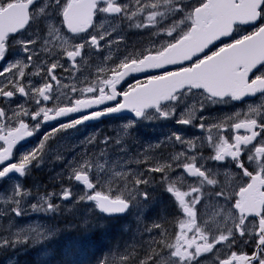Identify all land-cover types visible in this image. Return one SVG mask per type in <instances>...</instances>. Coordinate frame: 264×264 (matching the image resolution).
I'll list each match as a JSON object with an SVG mask.
<instances>
[{"label": "snow or ice", "instance_id": "snow-or-ice-1", "mask_svg": "<svg viewBox=\"0 0 264 264\" xmlns=\"http://www.w3.org/2000/svg\"><path fill=\"white\" fill-rule=\"evenodd\" d=\"M100 17L119 19L121 27L126 24L130 33L146 39L129 47L126 36L113 38L115 26L97 25ZM260 21H264V0L191 4L186 0H0V102L8 105L0 104V181L12 174L26 177L43 162L47 142L58 133L78 130L103 117L129 113L121 132L130 135L138 122L173 119L184 105L175 123L207 133L194 137L170 133L156 147L173 142L180 150L168 158L157 159L147 152L143 158L137 156L136 164L147 165L143 171L125 170L128 161L113 162L120 170L111 174L123 187L109 184L107 191L97 188L107 171L109 161H99L107 156L110 140L99 141L104 148L91 153L87 146L97 140L90 136L81 142L85 150L79 157L65 162L67 186L62 184L59 193L39 189L34 193L14 183L4 197L8 207L0 216H23V205L29 200L34 201L28 205L33 212L55 214L62 210L53 199L58 197L75 204L91 203L106 219L116 218L147 205L158 187L174 200L178 218L173 231L159 221L145 226L150 239L146 246L140 244L142 255L131 246L119 264H201L208 256L213 257L211 264H264V72L254 73L264 68V23L256 26ZM238 24L252 25L253 31L210 55L205 53ZM201 53L205 54L201 57ZM94 57L100 58L98 64H93ZM92 66L95 71L85 75L83 69ZM139 73L146 74L143 82L137 79L120 90L128 77ZM257 94L259 105L206 123L203 112L208 105L242 102ZM190 97L199 99L188 107ZM52 121L59 123L44 135L39 147L11 162L16 145ZM115 144L121 145L122 140L117 137ZM205 148L211 150L207 157ZM56 159L64 160L59 154ZM229 165L238 170L239 182L221 181L219 169ZM177 169L184 175L174 178ZM73 182L82 186L78 197L73 195ZM185 184L188 190L182 191ZM205 201L215 202L209 218L200 213ZM58 235L52 227L19 229L0 235V250L30 242L35 247ZM241 245L253 250L243 251ZM96 264L110 261L105 256Z\"/></svg>", "mask_w": 264, "mask_h": 264}, {"label": "flooded vegetation", "instance_id": "flooded-vegetation-1", "mask_svg": "<svg viewBox=\"0 0 264 264\" xmlns=\"http://www.w3.org/2000/svg\"><path fill=\"white\" fill-rule=\"evenodd\" d=\"M135 2V1H134ZM187 2L189 4L191 3H194L195 0H187ZM97 25L99 26L101 23H103L105 26H108L109 24H112L113 26L116 27V32L113 33V38H115L116 35H124L126 36V41L129 45V47H131L132 45L134 44H137L139 43L141 40L143 39H146V37H142L141 35L135 33V31L133 32H129L127 27H126V24L121 27L120 26V21L119 19H104V17H100L97 19L96 21ZM259 23H264V21H260L257 23V27L259 26ZM111 30V29H110ZM253 31V26L252 25H238L236 26V30L230 35L228 36L227 38H225V40H220L214 44H212L208 49H206L205 53L207 54H211L212 51H216L217 48L223 46L224 43H230L232 42V40L236 39V38H239L240 36L244 35V34H247L248 32H251ZM121 50H122V46H121ZM203 53L202 56L205 54ZM107 54V53H105ZM117 53L115 52V49H113V55L115 56ZM201 56V57H202ZM100 62V58L99 57H94L93 58V64H98ZM173 67L174 66H169V70H173ZM94 72L95 71V67L92 66V67H89V68H85L83 69V72L85 75L88 74V72ZM260 72H264V68H259V70H254V73L256 75H259ZM61 75H63V73L61 72L60 73ZM145 75H141V76H130L127 78V81L121 86L120 90H124L128 87V84H135L136 80L139 79L140 81H144L145 79ZM34 80L36 78H33ZM67 82V81H66ZM23 98H20L18 97L17 100H22ZM198 97H190L188 98L187 100V106L188 107H191L192 104L196 101H198ZM261 103V97H260V94H257L256 96H253V97H246L242 102H232V103H229L227 105H208L207 106V110L203 112V116L206 118V123L208 125H211L212 123H216L218 122L217 118H223V117H226V116H229L237 111H246L248 106L249 105H253V106H256V105H259ZM0 104H2L3 106L5 107H8L7 104H4L3 102H0ZM11 107H15V105H11ZM197 107H198V104H197ZM184 108V106H183ZM200 113H197V115H199ZM67 119V118H65ZM114 121V119H101L99 122H94L92 124H89L87 125L86 127L89 126V129H91L93 132H92V136H98L99 135V130H104L106 126H109L112 122ZM29 123L30 124H34V122H31L29 120ZM59 123V121H52L50 123H45L42 125V127L36 131L34 133V137L35 139L33 140H30L29 142H27L26 144H24L23 146H20L19 148H17L15 151H14V156L12 158V161L11 162H18L21 155H23L25 152H28L30 150H32L33 148L35 147H39V141L44 137V135L49 132L54 126H56L57 124ZM197 123H199V121H197ZM173 131H176V132H180L182 135H184L185 137H194V136H206V132L205 133H201L196 127L194 126H184V125H178L176 124L175 122L173 123ZM82 127V126H80ZM242 132V130H241ZM67 133H71V131L69 130V132ZM67 133H58L56 135V137L50 141H48V146L45 147V149L49 148V147H53V145L59 140L61 139L62 137H65L67 136L66 134ZM63 135V136H62ZM212 135L215 137L217 135L216 131L213 130L212 131ZM227 135L231 136V133H227ZM62 136V137H61ZM70 136H73L72 134ZM61 137V138H60ZM50 142V144H49ZM173 148L175 150V153L178 152L180 150V146L179 145H175L173 144ZM210 149L208 148H205L203 149V155L205 157H207L210 153ZM49 155V154H48ZM245 163H247V157L245 156ZM209 166L210 167H216L215 165H212L211 163H209ZM62 170L65 172V166L62 168ZM238 170H236L233 166L229 165L227 168H220L219 169V172H220V179L223 183L225 184H230L234 181H236V173H237ZM181 175H184L183 172H182V169H177V171L173 174L174 178L175 177H178V176H181ZM28 176V175H27ZM26 176V177H27ZM24 177V178H26ZM156 178L159 179V174H156ZM23 178H19L17 177L16 179H10V180H15L13 181V183H16V182H21ZM189 182L191 181L192 178H186ZM236 182H239V181H236ZM11 182V184H13ZM182 191H186L188 190V186L187 184H185L182 189ZM215 202L214 201H205V204L200 206V213L201 214H205V217L204 218H209L213 212L215 211ZM175 211H177V209H173L172 213H171V218H172V221H173V225L175 227V223H176V220L178 218V213H175ZM179 215H182L179 214ZM161 217L166 218V215L165 213H160L159 216H158V221L159 222H162L163 223V220H161ZM170 225L173 227L172 223H170ZM171 227V228H172ZM173 227V228H174ZM241 248L243 251H246V252H250L252 251L253 249L251 247H243L241 245ZM235 250V249H234ZM221 254H223V252H221ZM213 257L212 256H208L205 260H202L201 264H211V261H212Z\"/></svg>", "mask_w": 264, "mask_h": 264}, {"label": "rangeland", "instance_id": "rangeland-1", "mask_svg": "<svg viewBox=\"0 0 264 264\" xmlns=\"http://www.w3.org/2000/svg\"><path fill=\"white\" fill-rule=\"evenodd\" d=\"M132 1H135V0H132ZM186 2H187V0H186ZM176 115L179 116V111ZM124 123L125 122H117V123L113 124L112 128L114 129L116 134H123L121 132V128H122ZM154 133H155L154 138H157V135H160L159 130L157 132H154ZM87 138H88V136H85V137H82V138L74 141L73 147L75 146L76 149L80 148L81 142L86 140ZM116 139L117 138H115L111 141V145H112V152L111 153L113 156V160L111 162V158H108L109 163L107 165V171L103 174V177H104L103 182L106 183L105 185L107 187L109 184H111L113 187H115L117 185V183H119V186L122 188L123 182L117 181V178L113 177L111 174L113 170H120L118 165L114 168L113 162L127 161V160H121L123 158V153L126 156V152H125V148H124L125 143L122 142V144L118 146L115 144ZM66 140H67V138L62 139L57 147L59 148V147L64 146L66 143L65 142ZM134 140L137 141L138 138L134 137ZM65 147H67V146H65ZM147 148L148 147H146V149ZM121 149H123V151H121ZM156 151H157V148H155V152H154L153 157H155ZM50 153L53 156H57V154L60 155V153L57 150H55L54 146L51 148ZM117 154H118V157H117ZM167 154H168V156L173 155V154H175V150L173 149L171 152H167ZM104 159H107V158H102V159H100L99 162L103 163ZM44 162L46 163L47 160L44 159ZM128 165H129V163L126 165L125 170H127ZM39 169L46 170V171L53 170V168H48V169L47 168H39ZM131 170L134 172H138V168H131ZM95 174L97 175L96 172H95ZM63 175L66 177V171L64 172ZM106 177H110V180L113 183H109L107 181ZM9 189H10V187L3 186L2 189L0 190V211H2L4 208L8 207V205L5 202L4 197H5L6 191L9 192ZM30 203H31V200H29L27 203H25L23 205L25 214L21 217H16L12 213H9L8 215H5V216H0V235H8L9 233H15L19 229H25V230L40 229V230H42L43 228H48V227H52V228L57 229L55 227L56 223H54V222L60 221V220H61V223L65 222V224L62 225V227H66V228L70 227L71 229L74 228V226H76V225L82 226V227H87V228L94 225V223H90L92 221L91 216L84 213L82 206L85 203L75 204L74 201H72V203H69V204H60L61 209H62L61 211H59L55 214L48 215L46 217H43L42 213H36V212L30 211L31 208L28 206ZM154 209H155V198H154V193L152 192V199L148 202V204L142 206L141 209H139V210L134 208L127 215V217H125V224H129L131 227L139 226V224L144 221L145 213L150 212V211L154 212ZM138 215L140 217V223L137 222V216ZM152 220H155V217ZM148 222L151 223V221H148ZM123 227H124L123 229H125L124 231H127V229H128L127 226L125 227V225H123ZM57 230L59 231V229H57ZM62 234H63V232H62ZM141 242L143 243V239L141 240ZM50 245H51V241H48V242H45L44 244H38L33 248L32 244L30 242L28 244H22V246L20 245L16 249H18V250L23 249V248L32 249L33 252L36 253V255L39 257L40 260L41 259L45 260V259H47L48 254L50 252ZM9 249L10 248L0 250V264H2V263L8 264V260L10 261V259H8Z\"/></svg>", "mask_w": 264, "mask_h": 264}, {"label": "trees", "instance_id": "trees-1", "mask_svg": "<svg viewBox=\"0 0 264 264\" xmlns=\"http://www.w3.org/2000/svg\"><path fill=\"white\" fill-rule=\"evenodd\" d=\"M96 220L101 224H106V227H104L103 229H98L94 227L97 224H94L93 226L89 227V230H88V228H85L82 226L78 227L76 225L74 226L73 228L74 230H73L71 228L61 227L63 224H65V222L61 223V220L55 221L54 222L56 223L55 226H57L56 228L60 230L59 233L61 235L59 234L58 235L59 238L57 237L56 239H53V242L50 245V250L52 254L49 252L47 259L44 260L45 262L42 259L40 261L37 258L38 256L36 255L35 252L33 251L31 252V250H27L26 252H23V254H17L16 260L11 264H40V263L41 264H70V263L71 264H84V263L85 264H91V263L96 264L97 259L104 258L105 256L109 258L110 264H112V262H114V264H119L120 257L124 255L126 250L130 251L131 246H135V248L137 249V254L142 255V253L139 252L140 243L136 241L133 237L128 239L129 237L128 232H126V234H128L126 235V238L115 239L116 236L119 234H117L115 237L112 236V233L115 227L112 224H119L118 222H116L117 220H113L109 218L106 219L99 215L96 217ZM90 228H93V229H90ZM67 229H68V234L66 233ZM76 229L77 231L79 229L80 230L77 232ZM86 229L88 231H86ZM61 231L64 234H62Z\"/></svg>", "mask_w": 264, "mask_h": 264}, {"label": "bare ground", "instance_id": "bare-ground-1", "mask_svg": "<svg viewBox=\"0 0 264 264\" xmlns=\"http://www.w3.org/2000/svg\"><path fill=\"white\" fill-rule=\"evenodd\" d=\"M91 220H92L91 223H94V224H97V225L100 224V223L96 220V218L93 217V216H91ZM73 222H74V221H73ZM74 223H75V222H74ZM77 223H78V222H77ZM81 224H82V223H81ZM53 225H54V224H53ZM55 225H56V224H55ZM105 225H106V224H105ZM112 225L115 226V227H114V231H113V233H112V236L115 237L117 234H119V235L116 236L115 239H118V238H119V239H120V238H126V235H128V234H126L127 231H124L125 229H123V228H124V227H123V224H112ZM59 226H60V225H59ZM59 226H58V227H59ZM66 226H67V225H66ZM55 227H57V226H55ZM61 227H62V226H61ZM78 227H79V226H78ZM88 227H89V226H88ZM125 227H126V226H125ZM64 228H65V227H64ZM69 228H70V227H69ZM85 228H87V227H85ZM95 228H96V227H95ZM72 229H73V228H72ZM90 229H93V228H90ZM98 229H99V228H98ZM98 229H97V230H98ZM61 230H62V229H61ZM73 230H74V229H73ZM73 230H72V231H73ZM79 230H80V229H79ZM79 230H78V231H79ZM88 230H89V228H88ZM88 230L86 229V231H88ZM59 231H60V230H59ZM66 231H67L66 233L68 234V229H67ZM76 231H77V229H76ZM76 231H75V232H76ZM78 231H77V232H78ZM90 231H91V230H90ZM93 231H94V230H93ZM93 231H92V232H93ZM83 232H84V231H83ZM83 232H82V233H83ZM61 233H62V232H61ZM66 233H65V235H66ZM69 233H70V231H69ZM100 233H101V232H100ZM59 234H60V233H59ZM63 234H64V233H63ZM84 234H85V233H84ZM60 235H61V234H60ZM73 235H74V234H73ZM73 235H72V236H73ZM86 235H87V234H86ZM68 237H69V236H68ZM58 238H59V237H58ZM55 239H56V238H55ZM63 239H65V238H63ZM76 240H77V239H76ZM62 241H63V240H62ZM64 241H65V240H64ZM113 241H114V240H113ZM115 241H116V240H115ZM105 242H106V241H105ZM56 243H57V241H56ZM113 243H114V242H113ZM69 244H70V243H69ZM78 244H79V243H78ZM60 245H61V244H60ZM21 246H22V245H21ZM105 246H106V245H105ZM111 246H112V245H111ZM111 246H110V247H111ZM33 248H34V247H33ZM92 248H93V247H92ZM40 249H41V248H40ZM95 249H96V248H95ZM27 250H31V252L33 251L32 249L23 248V252H24V251L26 252ZM59 250H60V249H59ZM92 250H93V249H92ZM108 250H109V249H108ZM122 250H123V249H122ZM84 251H85V250H84ZM97 252H98V251H97ZM44 253H45V252H44ZM50 253H51V250H50ZM51 254H52V253H51ZM68 254H69V252H68ZM77 254H78V253H77ZM28 255H30V254H28ZM93 255H94V254H93ZM93 255H92V256H93ZM32 256H33V255H32ZM81 256H82V255H81ZM88 256H89V255H88ZM79 257H80V256H79ZM37 258L39 259V257H37ZM42 258H43V257H42ZM100 258H101V257H100ZM35 259H36V258H35ZM39 260H40V259H39ZM79 260H80V259H79ZM82 260H83V259H82ZM88 260H89V259H88ZM97 260H98V259H97ZM40 261H41V260H40ZM43 261H44V260H43ZM47 261H48V260H47ZM86 261H87V260H86ZM94 261H95V260H94ZM44 262H45V261H44ZM60 263H61V262H60ZM69 263H70V262H69ZM75 263H76V262H75ZM88 263H89V262H88ZM2 264H3V263H2ZM40 264H41V263H40ZM70 264H71V263H70ZM84 264H85V263H84ZM91 264H92V263H91Z\"/></svg>", "mask_w": 264, "mask_h": 264}]
</instances>
